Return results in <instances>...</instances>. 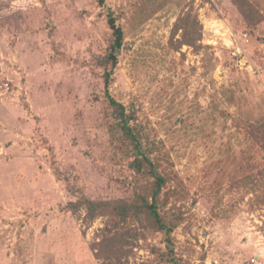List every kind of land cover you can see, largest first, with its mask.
I'll use <instances>...</instances> for the list:
<instances>
[{
    "label": "rangeland",
    "instance_id": "374dc122",
    "mask_svg": "<svg viewBox=\"0 0 264 264\" xmlns=\"http://www.w3.org/2000/svg\"><path fill=\"white\" fill-rule=\"evenodd\" d=\"M0 264H264V0H0Z\"/></svg>",
    "mask_w": 264,
    "mask_h": 264
},
{
    "label": "trees",
    "instance_id": "16d2710c",
    "mask_svg": "<svg viewBox=\"0 0 264 264\" xmlns=\"http://www.w3.org/2000/svg\"><path fill=\"white\" fill-rule=\"evenodd\" d=\"M181 24L183 23V19L180 20ZM110 24H111V28L114 31V35L116 36L115 42H114V47H113V51H114V55L112 54V57L114 58V65L117 62V58L115 55V50L121 48V46L123 45V41H124V33L123 30L118 27L115 23V19H111L110 20ZM180 23H178L177 26H179ZM196 34V33H195ZM109 79V77L107 78V80ZM106 85H109L108 81H106ZM111 105L113 107H115V109H120L119 111H115L118 114V117H126L125 114V109L122 105H120L119 103H117L114 99H111ZM129 119H125L122 121V130H124L126 132V135L129 136V139L131 140L132 144L135 146L136 151L142 155L141 152V145L139 144V140L137 135L134 133V128L130 127L129 125ZM134 168L136 169L137 172H143V170L145 169V167L148 169V173H150L154 178H155V194H154V198H153V202L152 203H147V210L149 212V216L150 218L155 221L156 225L159 226L160 230H165L167 228V225L165 224L163 217L161 216V214L158 211V204H157V198L156 195L161 191L163 185H165V183L167 182L165 177L158 171L157 166L154 164V162L148 158L147 155H145L143 157V159H137L134 163H133ZM88 205V210H89V214L90 217H92L93 219L96 218V211L98 210V208H100V204L95 203V202H86ZM120 212L121 214H124L127 212V208L126 207H120Z\"/></svg>",
    "mask_w": 264,
    "mask_h": 264
},
{
    "label": "bare ground",
    "instance_id": "6f19581e",
    "mask_svg": "<svg viewBox=\"0 0 264 264\" xmlns=\"http://www.w3.org/2000/svg\"><path fill=\"white\" fill-rule=\"evenodd\" d=\"M208 27H211V29H213L215 31V33L217 34V36L221 37L222 39H224L225 41H228L229 39V33L226 30L225 26H220V27H216L215 25H212L210 20L206 21Z\"/></svg>",
    "mask_w": 264,
    "mask_h": 264
}]
</instances>
